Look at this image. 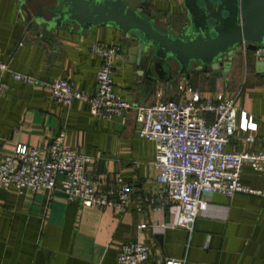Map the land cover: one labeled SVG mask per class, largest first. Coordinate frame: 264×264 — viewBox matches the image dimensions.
Returning a JSON list of instances; mask_svg holds the SVG:
<instances>
[{
    "label": "crops",
    "instance_id": "obj_1",
    "mask_svg": "<svg viewBox=\"0 0 264 264\" xmlns=\"http://www.w3.org/2000/svg\"><path fill=\"white\" fill-rule=\"evenodd\" d=\"M183 0H148L146 8L168 18L174 33L186 24ZM18 0H0V59L8 70L1 75L7 88L0 91V157L16 144L45 146L58 132L63 146L90 157L86 173L99 183L119 174L131 190L122 210L90 208L66 200L58 191L17 193L0 187V264H115L121 244L136 238L148 247L141 264H264V198L242 192L230 196L205 193V208L191 231L175 227L178 206L167 201L155 181L153 142L139 137L132 108L121 116L96 119L87 104L53 101L46 85L14 81L11 72L38 81L55 78L86 93L94 89L98 56L91 44H114L111 79L114 92L131 105L180 99L178 84L201 96L220 94L236 106L235 129L224 149L253 152L264 148V73L254 64V53L239 46L227 57L221 75L200 69L187 78L166 83L142 97L135 65V42L109 24L91 26L80 34L64 24L37 36L25 29ZM133 50V52H131ZM252 137L246 141L245 137ZM61 177H56L59 187ZM241 184L257 188L260 173L242 164ZM145 223L143 229L137 226Z\"/></svg>",
    "mask_w": 264,
    "mask_h": 264
},
{
    "label": "built area",
    "instance_id": "obj_2",
    "mask_svg": "<svg viewBox=\"0 0 264 264\" xmlns=\"http://www.w3.org/2000/svg\"><path fill=\"white\" fill-rule=\"evenodd\" d=\"M243 42L239 46H244ZM91 51L99 58L91 93L74 89L61 78L51 82L11 72L14 81L46 85L53 101L68 105L73 100L87 104L88 113L96 119L123 118V111L132 108L139 122L138 136L153 142L155 181L162 186L167 201L175 202L178 213L174 226L191 231L194 219L205 208L202 195L220 192L227 196L242 192L264 198V148L253 152L224 149L235 129L236 106L232 98L220 94L201 96L183 84L177 85L182 98L162 99L159 93L149 105L135 106L120 98L113 90L111 64L118 47L93 43ZM7 63L0 59V91L7 88L1 75ZM58 132L45 146L16 144L13 151L0 157V187L17 193L60 191L66 200H76L90 208L122 210L129 198L130 184L119 174L99 183L86 173L90 157L62 144ZM246 141L252 137L246 136ZM249 165L262 177V185L250 188L239 180L242 164ZM61 177L56 187V177ZM145 223L137 226L145 228ZM148 247L140 239L120 245L115 264H141L147 259ZM164 264H180L164 259Z\"/></svg>",
    "mask_w": 264,
    "mask_h": 264
},
{
    "label": "water",
    "instance_id": "obj_3",
    "mask_svg": "<svg viewBox=\"0 0 264 264\" xmlns=\"http://www.w3.org/2000/svg\"><path fill=\"white\" fill-rule=\"evenodd\" d=\"M25 29L50 39L67 24L80 34L109 24L135 42L142 97L200 69L221 75L243 42L264 73V0H183L186 24L174 33L168 18L149 11L148 0H18ZM133 52V50L131 51Z\"/></svg>",
    "mask_w": 264,
    "mask_h": 264
}]
</instances>
